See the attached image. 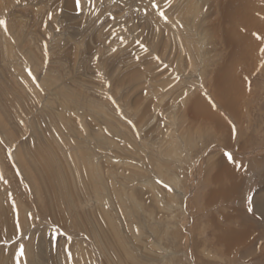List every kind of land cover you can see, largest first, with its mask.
<instances>
[{
  "label": "rangeland",
  "instance_id": "obj_1",
  "mask_svg": "<svg viewBox=\"0 0 264 264\" xmlns=\"http://www.w3.org/2000/svg\"><path fill=\"white\" fill-rule=\"evenodd\" d=\"M155 2L0 0V264H264V0Z\"/></svg>",
  "mask_w": 264,
  "mask_h": 264
},
{
  "label": "snow or ice",
  "instance_id": "obj_2",
  "mask_svg": "<svg viewBox=\"0 0 264 264\" xmlns=\"http://www.w3.org/2000/svg\"><path fill=\"white\" fill-rule=\"evenodd\" d=\"M75 2H76V7L79 9L81 7L80 0H75ZM166 2L169 5L171 4V0H166ZM17 3H19V0H17ZM151 6L154 9H157V10H159V8H160V6L155 2V0H152ZM145 14H147V9H145ZM159 15L163 19L167 20V16L164 14L163 11H159ZM49 18H51V17H49ZM0 27H3V30L7 33L8 27H7V20L6 19H0ZM255 35H256L257 39L264 40V37H261L259 34H255ZM141 47H143L144 50L147 51V48L144 45H141ZM46 48H47V45H45V49ZM260 52H261L262 55H264V48H261ZM157 59H159V58L157 57ZM29 75L32 76V72H31L30 69H29ZM32 78L35 79L34 76ZM121 115H123V113H121ZM128 123L131 124L132 121H128ZM235 131H236L235 125H233V132L235 133ZM137 135H139V133H137ZM9 155H11V154L9 153ZM227 156H228L229 161H232L233 163H235V161H233V157H232L231 153H227ZM238 167H242V165H238ZM0 179H3L2 174H0ZM158 183L163 184V187L166 188L170 192L173 190L168 184H165L163 181H158ZM248 199H249V204H251V197H249ZM13 205L15 206V202L14 201H13ZM248 211L249 212L252 211L251 206H249ZM136 231L139 232V229H137ZM61 235L67 237V240H66L67 243L71 242L72 238L70 236H67L66 233L60 232L59 229L55 230V234L53 235V240L55 241L57 236H61ZM65 250H66L67 257H68V259L70 261L72 259V253H71L70 249H65ZM23 255H24V248H23V246H21L20 250H19V256H23ZM19 256L17 257V260H19Z\"/></svg>",
  "mask_w": 264,
  "mask_h": 264
},
{
  "label": "bare ground",
  "instance_id": "obj_3",
  "mask_svg": "<svg viewBox=\"0 0 264 264\" xmlns=\"http://www.w3.org/2000/svg\"><path fill=\"white\" fill-rule=\"evenodd\" d=\"M233 25H235V24H233ZM249 25V24H248ZM234 29V28H233ZM237 33V32H236ZM238 47V46H237ZM241 47H242V49H243V44L241 45ZM250 47H253V46H250ZM244 51L246 52V55H245V57H247V56H249V51L250 50H252V49H250V48H248L245 44H244ZM237 50H239V49H237ZM243 50H241V52H242ZM239 52H237L236 51V56H237V54H238ZM249 53V54H248ZM232 54V53H231ZM239 55V54H238ZM251 55V54H250ZM241 56V55H240ZM253 57V56H252ZM248 58V57H247ZM254 59V58H253ZM244 61V63H246V60L244 59L243 60ZM248 61V60H247ZM230 63V62H229ZM224 71V70H223ZM232 71V70H231ZM236 74V73H235ZM220 75V74H219ZM218 78H219V84L220 85H222L224 82H223V78L220 76H218ZM228 80H229V78H228ZM217 82V81H216ZM230 83V82H229ZM236 83L234 82V85H235ZM228 85H230V84H228ZM228 85H227V88L229 89V87H228ZM219 87H221V86H219ZM235 87V86H234ZM226 88V87H225ZM236 88V87H235ZM232 93V92H231ZM234 93V92H233ZM225 95V94H224ZM223 95V96H224ZM228 97H229V95H228ZM235 99V98H234ZM228 101V100H227ZM232 101V100H231ZM235 102H236V100H235ZM234 101H233V103H235ZM232 103V102H231ZM232 103V104H233ZM200 104H201V102H200ZM199 104H196L195 105V107L198 109L199 107ZM198 111V110H197ZM206 112H208V113H206L207 115H208V118H211L212 120H213V117H212V115L211 114H209V111H206ZM201 116H203V115H201ZM216 122V121H215ZM170 155V154H169ZM171 156V155H170ZM220 165H221V167H222V163H220ZM224 166V165H223ZM225 167H223L222 169H224ZM159 169V168H158ZM227 169H225V171H226ZM229 170H230V168H229ZM161 171H163V169H162V167H160V173H161ZM224 170L222 171V174H223V172H225ZM232 171V170H231ZM226 172H228V171H226ZM92 173V172H91ZM229 174H230V172H229ZM225 176V175H224ZM223 178V177H222ZM222 178H221V175H219V176H217L216 175V178H215V181H216V183L217 184H219V183H221L222 182ZM225 178V177H224ZM175 181V180H174ZM177 181V180H176ZM178 182V181H177ZM177 185V184H176ZM157 188V187H156ZM95 201V200H94ZM263 203H264V192L263 193H260V194H258L257 195V197H256V209L258 210V211H261V212H263L264 213V206H263ZM96 205V204H95ZM260 212V213H261ZM226 239H228L227 237H225ZM223 239H224V237H223ZM225 239V240H226ZM230 239H231V241L232 242H234L236 239H234V238H231L230 237ZM220 240V239H219ZM222 240V239H221ZM223 241V240H222ZM227 241V240H226ZM225 242V241H224ZM230 242V241H229ZM227 243V242H226Z\"/></svg>",
  "mask_w": 264,
  "mask_h": 264
}]
</instances>
